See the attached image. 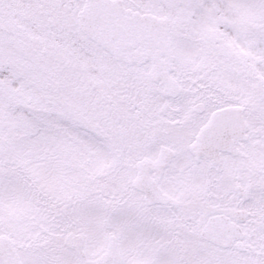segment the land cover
<instances>
[{
  "label": "snow or ice",
  "instance_id": "1",
  "mask_svg": "<svg viewBox=\"0 0 264 264\" xmlns=\"http://www.w3.org/2000/svg\"><path fill=\"white\" fill-rule=\"evenodd\" d=\"M0 264H264V0H0Z\"/></svg>",
  "mask_w": 264,
  "mask_h": 264
}]
</instances>
